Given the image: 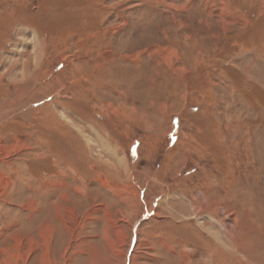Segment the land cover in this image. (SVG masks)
Listing matches in <instances>:
<instances>
[{
    "label": "rangeland",
    "instance_id": "rangeland-1",
    "mask_svg": "<svg viewBox=\"0 0 264 264\" xmlns=\"http://www.w3.org/2000/svg\"><path fill=\"white\" fill-rule=\"evenodd\" d=\"M0 264H264V0H0Z\"/></svg>",
    "mask_w": 264,
    "mask_h": 264
}]
</instances>
